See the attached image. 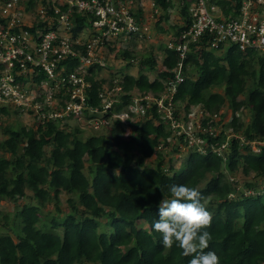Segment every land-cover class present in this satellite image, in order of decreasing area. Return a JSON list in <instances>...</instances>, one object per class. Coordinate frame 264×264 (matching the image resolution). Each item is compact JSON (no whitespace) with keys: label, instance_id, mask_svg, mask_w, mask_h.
Segmentation results:
<instances>
[{"label":"trees","instance_id":"trees-1","mask_svg":"<svg viewBox=\"0 0 264 264\" xmlns=\"http://www.w3.org/2000/svg\"><path fill=\"white\" fill-rule=\"evenodd\" d=\"M158 4L164 13L157 31L177 33L185 27H166L172 4ZM32 5L28 0L27 9ZM179 13L188 22L186 8ZM72 16L79 26L87 23L82 15ZM114 44L105 45L107 55L116 52L128 65L139 56L142 68L155 69L153 49L135 53ZM163 50L154 78L141 71L108 81V89L119 87L118 101L103 116L126 110L134 95L164 96V104L170 99L175 118L182 113L186 118L193 107L217 113L212 134L199 133L205 141L201 149L174 135L152 100L142 101L143 113H131L135 120L124 125L109 118L84 139L81 128H70L65 118L32 127L0 125V201L26 200L13 213L0 211V264H188L191 257L175 244L164 248L152 228L159 201L170 198L172 184L196 187L206 198L213 217L206 251H215L220 264H264V54L242 53L234 46L218 52L195 43L184 60L183 80L169 94L167 82L178 55ZM103 67L94 64L84 76L90 82L87 105L100 106L104 80L96 76ZM1 113L9 109L1 107ZM182 146L184 160L174 165L168 157L166 163L165 155L181 156ZM48 205L52 209L45 210Z\"/></svg>","mask_w":264,"mask_h":264},{"label":"built area","instance_id":"built-area-1","mask_svg":"<svg viewBox=\"0 0 264 264\" xmlns=\"http://www.w3.org/2000/svg\"><path fill=\"white\" fill-rule=\"evenodd\" d=\"M27 1L0 0V108L25 110L35 123L65 118L83 121L96 130L108 124L109 118H118L126 125L134 118L131 113L144 112L143 100H152L174 135L201 149L205 141L199 133L212 134L211 122L220 118L217 113L204 114L193 107L195 114L190 110L186 118L183 113L175 118L170 99L164 104V96L134 95L126 110L112 112L107 119L103 115L114 109L119 87L99 91V107L87 105L90 82L84 76L88 68L105 66L108 43L129 38L136 43L160 41L178 55L170 71L173 79L167 82L172 94L183 80L184 60L195 43L212 49H224L226 44L242 53L264 54V0H232L224 6L218 0H162L172 4L169 13L178 9L180 16V9L186 8L188 22L178 24L185 23V27L177 33L155 28L164 13L159 0H32L29 10ZM74 13L84 16L87 23H74ZM66 61L72 63L71 68ZM205 118L208 121L203 125Z\"/></svg>","mask_w":264,"mask_h":264},{"label":"clouds","instance_id":"clouds-1","mask_svg":"<svg viewBox=\"0 0 264 264\" xmlns=\"http://www.w3.org/2000/svg\"><path fill=\"white\" fill-rule=\"evenodd\" d=\"M170 198L158 204V219L152 228L162 236V246L171 249L175 244L188 264H220V257L209 249L212 234L207 231L212 224V213L206 207V198L196 187L172 184Z\"/></svg>","mask_w":264,"mask_h":264},{"label":"rangeland","instance_id":"rangeland-1","mask_svg":"<svg viewBox=\"0 0 264 264\" xmlns=\"http://www.w3.org/2000/svg\"><path fill=\"white\" fill-rule=\"evenodd\" d=\"M182 22V18L179 16L178 14V9H175L174 11H172L171 13H169V18H168V22H165L166 27H168L171 24H180ZM111 44L113 45L114 42H111ZM115 45V44H114ZM118 48H131L135 53H148L149 49H153L152 52L156 55V67L154 70H147L142 68L139 63H138V59L139 56H137V59L130 62L131 65L126 64V60H123L119 55H116V52H112L109 55H103L106 59V64L105 66L102 68V70L97 74L96 79H103V87H107L108 85V81L110 79H112L113 81L117 80V79H121V77L124 74H132L134 76L138 75L139 72H144L148 75L149 79H152L156 76V74L158 73V66H160L161 63V59L164 55V43L157 41L155 43L153 42H140L138 41L136 42H132L131 39H127L125 40V42L123 43H119L118 44ZM228 45H224V49H220L218 52H223L225 51V49L227 48ZM118 50V49H116ZM115 50V51H116ZM42 76V75H40ZM213 90H218L220 91V89H216L214 88ZM9 109V113L6 115L4 113L0 114V125L3 126L5 124H16L17 126H26V127H32L35 125V119L34 117L30 114L27 113L25 110H21L18 108H12V107H8ZM191 112L193 114H195L196 112V108L191 109ZM231 112V111H230ZM121 113V112H120ZM89 114V113H87ZM136 118H133V120H135ZM244 121L248 119L247 116H243L242 118ZM67 122L69 123L70 128H74V127H79L82 130V133L80 136L81 139L86 138L87 136L94 134L95 132L92 131V129L88 126L87 123L83 122V121H76L73 119H68ZM129 130V129H128ZM3 138V134L1 132V127H0V140ZM165 149V147H164ZM252 149L255 153L257 152V147L253 144L252 145ZM182 153L181 156H179V154H174L173 152L171 154L167 153L165 155V161L166 163H168V157H170L171 159V163H173L174 165H177L178 162H182V159L186 153V147L182 146L181 147ZM167 151V150H165ZM181 157V158H180ZM149 165L150 162L147 161ZM180 165V164H178ZM61 205L62 207L65 208V198L66 196L64 194H61ZM26 200L20 198L17 201H13L12 199H3L0 201V211L3 213H13L15 212L16 209L19 208V206H21ZM52 209L51 205L46 206L45 210H50Z\"/></svg>","mask_w":264,"mask_h":264}]
</instances>
